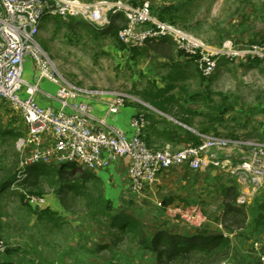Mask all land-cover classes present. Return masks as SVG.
Listing matches in <instances>:
<instances>
[{"label":"rangeland","instance_id":"rangeland-1","mask_svg":"<svg viewBox=\"0 0 264 264\" xmlns=\"http://www.w3.org/2000/svg\"><path fill=\"white\" fill-rule=\"evenodd\" d=\"M83 1L94 3L103 0ZM123 1L131 6L150 5L153 17L158 20H162L160 15L169 9L170 13L166 12V16L171 13L176 15L175 19L170 21L173 20L172 22L178 27L195 38L198 37L209 50H215L224 44L245 49L264 41V0ZM119 16H116L118 18L115 19V24L122 26L124 16L123 19ZM96 29L81 18L66 21L58 17L46 18L41 27L39 41L68 80L87 89L106 92L107 104L108 99H111L110 96L119 91L134 93L136 98L144 100L141 94L144 90L147 93L151 90L157 91L158 86L168 88L169 85H173L170 91L179 100V107H190L194 110L193 124L190 126L195 130L210 134L217 132L216 134L219 135L234 133L242 137L245 136L246 129L241 125L238 126V123H244L246 114L261 116L262 112L264 113V63L258 68L248 69L247 65L252 58L229 60L225 57L228 59L225 63L222 62L224 57H221L216 72L202 79L197 67L178 49L173 56H158L152 49L149 54L135 55L132 51L134 47H129L111 34L99 35ZM145 48H147L146 44L139 47L140 50ZM29 73L33 77H38V70L32 60L27 58L24 76H28ZM183 115L184 113L175 116L180 120ZM216 116L221 121L222 118L227 120L220 123L215 120ZM0 119L2 121L0 177L8 178L14 174L17 177L15 183L0 193V235L7 247L6 251L0 253L1 257L13 258L22 264H156L155 257L150 251L137 248L132 241L134 235L113 227L110 216L100 215L102 213L100 206L90 203L82 195L77 196L71 191H60L62 182L59 179H56L59 182L54 185L47 177H40L37 186L25 183V175L19 172L18 168L21 169V161L28 151L19 150L12 136H9V132H6L4 138L1 134L3 130L19 131L18 124L24 121L21 112L8 100H1ZM129 134L132 135V131ZM189 135L192 136L191 142L195 141V137L197 138L195 134ZM169 146L173 150L179 149ZM50 163L53 164H38L35 169L47 171L51 166L61 167L56 160ZM65 167L66 177H69L68 174L73 170L76 176L88 170L84 169L87 165L83 161L69 162ZM90 171L96 173V169ZM118 175L117 183H113L115 184L113 195L109 194L107 189V193L105 192L106 197L113 204L111 213L128 212L138 218L140 216L154 218L157 225L163 222H160L162 219L167 225L164 229L170 228L168 231L181 228L180 219L199 224L206 215L213 216L219 221L222 217V204L217 200V197L220 199L221 195L223 196L220 191L214 196L215 200L211 205H201L202 203L199 202L197 205L189 206L181 204L172 206V192L158 191L159 195L163 194L162 201L167 202V206L163 203V207H160L167 211V214L161 215L159 209L148 200L147 196L150 191L147 188L156 185L157 178L153 185L136 192L139 194L136 198L132 196L135 194L132 184L125 187L128 176L123 172ZM94 176L95 180L96 177L100 180H108L102 173H96ZM23 182L24 184L21 185ZM110 186L108 184L107 188ZM118 186L122 188L119 189ZM88 187L95 189L92 180L88 181ZM39 190L42 194L37 193ZM259 191L264 192L263 185ZM209 193L213 194V191L209 190ZM21 194L25 196L33 194L45 198V202L36 208L49 209L53 214L48 216L35 213L36 211L28 206L30 203L26 201V197L23 200ZM257 195L255 193L250 196H254V199L258 197ZM168 202L171 204L168 205ZM246 205L245 207L249 208V205ZM32 206L35 208L34 205ZM250 216L248 223L253 222V213H250ZM255 236L254 233L249 239L254 240ZM103 246L107 247L102 248ZM256 246H258L257 242ZM248 248H251V244H248ZM257 253L260 256L264 251ZM247 259H253L251 251L247 253ZM259 262L261 263L260 260Z\"/></svg>","mask_w":264,"mask_h":264},{"label":"built area","instance_id":"built-area-1","mask_svg":"<svg viewBox=\"0 0 264 264\" xmlns=\"http://www.w3.org/2000/svg\"><path fill=\"white\" fill-rule=\"evenodd\" d=\"M117 14L126 19L118 32L123 43L140 47L149 38L171 37L178 50L192 58L205 76L216 72L221 57L264 60V41L245 49L224 44L209 50L198 37L176 24L154 18L150 5L131 6L123 0L94 3L83 0H0V99L11 102L28 126L27 134L17 140L18 149L28 151L21 161V171L52 160L59 164L83 161L87 165L84 169L93 170L106 166L113 159L127 158L132 190L141 192L170 168L188 165L192 170H199L214 166L236 180L241 193L239 201L246 202L264 185V141L196 130L198 139L195 143L176 150L169 145L152 149L142 138L146 125L144 113L131 119L132 135L117 128L104 129L107 120L95 114L91 99L102 98L106 112L114 115L128 102L141 100L132 93L119 91L110 96L107 104L106 92L87 89L68 80L39 41L46 18L58 17L62 21L81 18L96 28H105L111 24V16ZM27 58L38 70V77L32 82L24 76ZM43 79L57 85V92L43 88ZM39 95L57 100L60 107L41 105L37 99ZM49 134L54 137L52 145L46 142ZM26 201L34 206L37 204L36 208L45 202V198L27 195ZM5 248L0 237V251ZM259 260L264 264V253Z\"/></svg>","mask_w":264,"mask_h":264},{"label":"trees","instance_id":"trees-1","mask_svg":"<svg viewBox=\"0 0 264 264\" xmlns=\"http://www.w3.org/2000/svg\"><path fill=\"white\" fill-rule=\"evenodd\" d=\"M176 9V8H175ZM162 12V11H161ZM169 12V9L166 10ZM166 12H162L160 18L162 20L167 21L175 24L172 22L176 15L171 13L170 15L166 16ZM170 13V12H169ZM123 19V16H119V18ZM118 17L115 15L111 16V24H109L105 28H97L96 30L99 31L100 34H111L118 39V32L122 26L115 24V19L117 20ZM170 19H173L170 21ZM124 24L126 23V19L124 17L123 20ZM147 46L145 50H140L138 46L134 47L132 51L135 55L138 54H149L150 49L155 51L158 56L165 55V56H173L176 49L177 44L171 37H163L161 39H152L149 38L145 41L143 45ZM142 45V46H143ZM140 46V47H142ZM164 48H168L165 50ZM185 54L183 51H179ZM186 55V54H185ZM192 59V58H191ZM231 60V58H228ZM228 59L225 57L222 58V62L227 63ZM264 60L261 58H252L249 60L248 69L258 68ZM197 65V64H196ZM200 75L203 78H206L205 75L202 74L199 66H196ZM173 85H169L168 88L158 87L157 91H149L146 93L144 90L141 94L144 96V100L142 102H150L155 107L176 115L184 113L182 117H180V121L192 125L193 121L192 118L194 115V110L190 107H179V103L174 93H171ZM134 94V93H133ZM136 95V94H135ZM140 102V101H134ZM215 120H218L220 123L226 122L225 119L222 118L223 121L220 120L218 116L215 117ZM247 124H245L246 129ZM258 127V126H257ZM255 127L253 130L245 133L247 138H254L252 136L259 135V127ZM1 129V126H0ZM9 132V136H12L13 142L17 143L18 138L20 137V133L18 131H6ZM6 132L3 130L4 138L6 136ZM217 133V132H216ZM236 133V132H235ZM228 137H240L239 134L234 133H227ZM242 137V136H241ZM256 138V137H255ZM259 139V138H258ZM261 140V139H259ZM264 141V140H261ZM197 142L195 141L193 143ZM21 161V159H20ZM20 164V162H19ZM50 164L52 163H44ZM37 166V165H36ZM65 164L58 168L56 167H49L47 171L36 170L35 166L28 167L24 172L18 168L19 172H23L24 182L37 186L39 184L40 177H47L49 181L54 184L57 182H62L60 191H71L73 194L77 196H84L92 202L95 206H100V210L102 213L100 215H107L111 217V225L122 232L130 233L132 236V241L135 243L137 248L144 249L150 251L154 257L156 264H222L223 262L227 261L230 258L231 250H232V240L230 234L245 229L247 227L249 215L245 208V204L239 201L240 198V190L235 182L232 185L227 186L223 190V204H222V217L220 219V223L222 225L223 230L226 233H206V231H199L198 233H191V234H182V233H174L165 229H158L155 232L149 231L148 222H144L142 219L138 218L132 213L124 212V213H111V209L113 207L112 202L106 197V189L103 182L98 178L95 180V174L87 170L83 174H79L78 176L75 175L74 170L69 173V177L65 175ZM70 171V170H69ZM35 173V174H34ZM34 175L36 177H34ZM59 177V178H58ZM16 174L11 175L7 178V176H3L2 179L0 177V193L7 190L11 184L15 183ZM59 179V180H56ZM92 180L95 189L88 187V181ZM24 182L21 184L23 185ZM99 182V183H98ZM101 182V183H100ZM31 193H36L32 192ZM38 194H42V191L39 190ZM258 197L255 198L254 206L257 210V214L255 217V224L257 227H261L264 225V192L259 191L257 193ZM33 195V194H32ZM22 199H25V195L21 194ZM29 207L33 208L35 213L45 214L51 216L53 214L52 211L49 209H41V208H34L31 204L28 205ZM41 210V211H40ZM93 215H98V213H93ZM142 217V216H140ZM118 236V235H117ZM1 237V235H0ZM1 240L3 241L2 237ZM4 242V241H3ZM5 244V243H4ZM6 245V244H5ZM107 246H103L102 248H106ZM7 248V247H6ZM5 248V251H6ZM4 251H0L3 253ZM0 264H22L19 261L12 259H4L0 256Z\"/></svg>","mask_w":264,"mask_h":264},{"label":"crops","instance_id":"crops-1","mask_svg":"<svg viewBox=\"0 0 264 264\" xmlns=\"http://www.w3.org/2000/svg\"><path fill=\"white\" fill-rule=\"evenodd\" d=\"M187 58L188 60H191L190 63H193L195 66H197L196 63L193 61V59H191L189 56ZM25 78L28 81L32 82L35 80L36 77H33L29 73L28 76H25ZM44 80L47 79L42 80L43 86L47 88L49 91L56 93L58 88L57 85H54L49 80H48L49 82ZM37 99L39 103L43 106H53L57 109L60 107V103L57 100H52V99L50 100L48 98H43L40 95L37 96ZM1 100H5V99H0V101ZM142 101L134 102V103L130 102L128 105L122 108V110L118 114L114 115L106 112L105 103L102 98L91 99V103L93 105L95 114L107 120V124L104 127V129L117 128L123 131L124 133L129 134L130 131H132L131 119L133 117L138 116L139 113H144L146 118V125L142 132V138L147 143V145L152 149L164 148L167 145H172L174 148L177 147L182 148L184 146L191 144L194 141L193 140L191 142L192 136L189 135V134H193L194 136L195 134L196 130L192 126L180 121L178 118H176L175 115L167 113L155 107L150 102L147 103L145 101L144 102ZM259 108H261V106H259ZM261 116L258 114L251 115L250 113H248L246 114L243 120L244 123L242 124L238 123V126L241 125L244 127L245 124H247L245 130L246 133L250 131H254V133H256V131L253 129L258 126L259 128L258 127L257 128L259 129V135H257L256 138L264 140L263 112ZM260 117L261 119H256ZM1 122L2 121L0 119V123ZM18 126H20V129L18 131L20 133V137L26 135L28 132V126L25 120L22 123L18 124ZM2 133L3 131H1V134ZM46 139H47L46 142L48 144L52 145L54 143V137L52 135L49 134L48 137H46ZM104 158L107 159L106 154H104ZM36 165L38 164L32 165V167ZM62 165L63 164H61V166ZM128 168H129V161L127 158L113 159L106 166L96 169V173L97 174L102 173L103 175H105V177H107L108 179L107 181H104L102 179L101 180L105 185V189H107L109 194L112 193L111 195H113L114 185H115V184L113 185V183L114 182L117 183L119 178L118 174L120 172H123L125 173V175L128 176L127 177L128 182H126L125 187L131 185L130 182L131 179L129 176ZM234 181L236 182V180L233 177L225 173L223 170H221V168L208 166L199 170H192L188 167V165H182V166L170 168L159 174L157 176V181L155 183L156 185L147 188L150 189V191L147 193V196H148V200L152 201L155 204L156 208L159 209V214L162 215V214H167V211L161 209L160 207H163V203L165 206H167V202L162 201L164 198L163 194L159 195L157 193L158 191L169 190L172 192L173 194L172 206H176V204H181L182 206L197 205L199 204V202L202 203L201 205H205V204L211 205L215 200L214 196H217L219 191L220 194H222L223 190L227 186L235 183ZM108 184L111 185L109 188H107ZM122 186H124V184H122ZM190 186L191 188H189ZM221 186L223 187V189ZM118 188L121 189L122 187L118 186ZM209 190L213 191V194L209 193ZM134 193L137 194L136 192ZM135 194L132 196L137 198L139 194L137 195ZM253 197L254 196H250L248 197L246 202L244 203L241 202L243 204L249 205V208L247 207L245 208L248 212L249 218L251 217L250 213H253L252 216L253 222L247 223V227L245 229H241L240 231H236L230 234L232 240V250H231L230 258L227 261H225V264L228 263L229 264H261L259 262V256L257 252H261L262 250L264 251V225L261 227H257L255 224V217L257 214V210L255 209L254 206L255 198L253 199ZM109 198L111 197L109 196ZM217 200L220 201V204H223L222 195L220 199L217 197ZM170 204L171 202L170 203L168 202V205ZM142 220L144 222L145 221L148 222V225L150 226V230H149L150 233L154 230L157 231L158 229H164V227L167 226L165 225V221L162 219H160V222L161 221L163 222L158 224L159 227L155 223L156 219L154 220V218L146 217ZM180 221L182 222L181 228H178V230H173L171 232L182 233V234H191V233L196 234L199 231H206V233L208 234L214 232L226 233L223 230L220 221L213 216L209 217L206 215L203 221L199 224H192L188 220L184 221L183 219H180ZM161 224L164 225L162 226ZM202 226L205 227L202 228ZM169 229L170 228H165V230H169ZM254 233L256 234L255 239L254 240L249 239V237L254 236ZM256 242L258 246L255 247ZM248 244H251V248H248ZM248 249H250V251L253 253L252 260L247 259V253L250 252ZM255 254H256V258H254Z\"/></svg>","mask_w":264,"mask_h":264},{"label":"bare ground","instance_id":"bare-ground-1","mask_svg":"<svg viewBox=\"0 0 264 264\" xmlns=\"http://www.w3.org/2000/svg\"><path fill=\"white\" fill-rule=\"evenodd\" d=\"M115 16H119V14L115 15Z\"/></svg>","mask_w":264,"mask_h":264},{"label":"water","instance_id":"water-1","mask_svg":"<svg viewBox=\"0 0 264 264\" xmlns=\"http://www.w3.org/2000/svg\"><path fill=\"white\" fill-rule=\"evenodd\" d=\"M63 164V163H62ZM64 165V164H63Z\"/></svg>","mask_w":264,"mask_h":264}]
</instances>
